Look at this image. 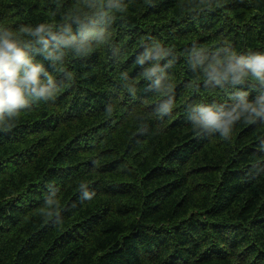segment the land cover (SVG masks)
Wrapping results in <instances>:
<instances>
[{"label": "trees", "instance_id": "16d2710c", "mask_svg": "<svg viewBox=\"0 0 264 264\" xmlns=\"http://www.w3.org/2000/svg\"><path fill=\"white\" fill-rule=\"evenodd\" d=\"M76 2L0 0V20L25 10L42 20ZM129 4L115 25L130 53L121 69L145 35L177 49L196 38L264 51V0ZM73 69L74 87L0 129V264H264V125L241 123L229 141L194 132L185 108L208 89L188 95L179 65L184 103L164 122L151 114L147 85L127 96L103 54ZM49 183L61 223L41 215ZM81 183L93 199H80Z\"/></svg>", "mask_w": 264, "mask_h": 264}, {"label": "clouds", "instance_id": "9594fccd", "mask_svg": "<svg viewBox=\"0 0 264 264\" xmlns=\"http://www.w3.org/2000/svg\"><path fill=\"white\" fill-rule=\"evenodd\" d=\"M146 2L155 6V0ZM129 7V0H77L72 7H55L42 20H33L27 10L20 21L0 20V129H11L25 111L55 102L74 87L78 73L73 62L93 54H103L117 66L116 80L127 96L136 99L140 82L147 85L155 97L149 109L159 122L184 103L177 100L179 65L190 76L185 81L188 95L208 89L185 108L194 132L229 141L241 123L264 125V51H240L227 39L213 45L196 38L177 49L145 35L133 50L132 66L121 69L130 53L117 38L115 25H123ZM58 192L57 185H47L41 210L55 223L63 220ZM94 196L86 183L79 185L82 201Z\"/></svg>", "mask_w": 264, "mask_h": 264}]
</instances>
